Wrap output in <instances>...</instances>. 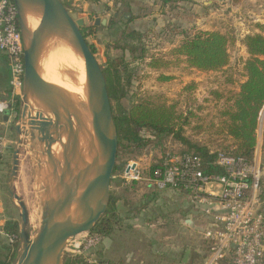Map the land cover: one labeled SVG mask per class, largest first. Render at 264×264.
I'll list each match as a JSON object with an SVG mask.
<instances>
[{
  "label": "rangeland",
  "instance_id": "rangeland-1",
  "mask_svg": "<svg viewBox=\"0 0 264 264\" xmlns=\"http://www.w3.org/2000/svg\"><path fill=\"white\" fill-rule=\"evenodd\" d=\"M232 1L230 6L220 7L219 11L211 15L205 25L194 24L195 26L186 28L192 30V34L200 30L207 32L218 30L233 38L234 41L229 47L230 64L227 68L220 72L204 73L189 68L185 58H175L168 47L160 51L148 50L145 53L147 59L149 57L165 58L173 62L171 67L152 70L146 66L147 64L135 62L133 64L135 70L132 88L122 101L123 109L129 110L134 103L150 96L159 95L167 100L169 105H175L179 113L186 115L191 111L195 117L190 119V126L185 127V137L193 143L206 146L212 152L220 154H229L235 150L233 140L218 133L216 129H213V125H218L222 121L221 113L233 105L232 99L245 81L243 68L249 55L241 41L245 35L261 33L258 25L264 24L258 20L259 17L254 13L255 9L250 8L241 0ZM205 18L206 16L202 15L200 21ZM87 40L89 44L95 46L97 51L95 56L103 69L108 59L123 55L121 51H107L103 42L104 38L101 35L97 34ZM121 45L123 46L124 43L122 42ZM141 55H143L141 50L134 55L127 54L126 60L130 62L133 58H139ZM62 69H59L62 70L63 76L60 79V84L65 87L61 89L70 93L69 87L74 86L73 82H77V85L81 82L80 85L85 87L83 72L64 67ZM161 77L172 79L162 81ZM46 80L48 81V79ZM84 89L81 92L86 94ZM22 109L21 102L19 115L15 118L12 117L11 124L5 126L8 132L0 131V136L6 145L4 154L9 153L7 168L9 183L14 152L17 148L19 150L18 170L12 182V189L22 199L29 211L30 228L36 230L40 217L41 189L35 162L36 151L31 150L30 132L26 126L23 128L21 136H18L15 131V126L21 118ZM197 127L203 128L201 131H197ZM143 135L151 140V144L140 155L121 154L117 159V166L125 169L130 163H136L147 174L150 167L161 158L168 154L178 155L187 150L186 146L171 137L158 141L151 134L144 133ZM19 138L21 143L17 145ZM226 147L229 148L228 152H225ZM252 161H257L260 165L262 174L260 193L262 192L263 195L264 108L258 121L257 145ZM0 165H3L2 157H0ZM122 174L123 171L117 173L111 185V196L117 201L122 220L113 233L114 241L107 261L112 264H181L186 249L190 248L195 256L196 254L199 256L196 264H203V256L207 254L209 247L203 234L209 227L210 220L197 214L191 208L186 195L173 190L158 191L145 181L137 182L135 187H132L130 183H126L120 178ZM6 195L10 202L9 187ZM125 213L133 218L142 213V218L127 220ZM128 227L131 228L128 229ZM95 254L97 258L100 256V252ZM119 259L123 260L119 261Z\"/></svg>",
  "mask_w": 264,
  "mask_h": 264
},
{
  "label": "water",
  "instance_id": "water-1",
  "mask_svg": "<svg viewBox=\"0 0 264 264\" xmlns=\"http://www.w3.org/2000/svg\"><path fill=\"white\" fill-rule=\"evenodd\" d=\"M13 2L25 70L23 109L15 131L21 136L26 126L30 132L41 199L39 225L33 230L26 205L12 189L18 170L17 148L9 194L19 212V245L11 264H66L70 242L93 232L109 209L118 129L103 68L82 33L90 24L87 15L68 9L62 0ZM93 23L99 27L107 21L97 18ZM59 44L75 55L85 72L86 95L75 122L68 111L71 95L44 76L45 63ZM11 117L8 110L3 119L8 122ZM20 143L19 138L17 145ZM193 257L194 252L187 248L182 264H191Z\"/></svg>",
  "mask_w": 264,
  "mask_h": 264
},
{
  "label": "trees",
  "instance_id": "trees-1",
  "mask_svg": "<svg viewBox=\"0 0 264 264\" xmlns=\"http://www.w3.org/2000/svg\"><path fill=\"white\" fill-rule=\"evenodd\" d=\"M64 5L66 4L64 3ZM66 7L68 6L66 5ZM68 9L70 8L68 7ZM93 21V16H90V24L82 29L86 39L94 37L99 29L94 26ZM131 22L132 20H129L123 24L117 18H111L107 28L115 31V33L113 34V41L106 44L107 51L117 50L121 51L123 55L122 57L108 59L103 69L108 84L113 116L118 129V159L121 154L140 155L151 144V140L143 135L148 133L158 141L171 137L175 141L182 143L187 147L184 152L193 153L203 160L206 174L221 173L222 170L214 166L220 153L212 152L206 146L193 143L184 135L185 127L190 126V119L195 117V114L191 111L186 115L181 114L175 105H169L168 101L159 95L140 100L134 103L129 110L123 109L122 101L132 88L135 70L133 69V64L135 62L139 61L147 64L146 66L152 70L167 69L173 63L165 58L149 57L147 59L145 53L148 49H146V45L144 46L143 35L128 29L127 26ZM121 26L125 29L121 30ZM258 28L261 29V33L245 35L241 41L249 55V58L244 62L243 68L245 81L240 85L239 92L234 95L232 99L233 105L221 113L222 121L218 125H213V129L233 140L235 144L233 152L222 154L243 158L248 162L253 160L257 145L258 121L264 108V25H258ZM119 33L120 37H118ZM181 34L184 38L182 43L173 49L171 53L175 58H185L189 68L204 73H214L220 72L229 66V47L234 39L228 34L219 31H197L192 34V30H183ZM122 42L124 43L123 46L121 45ZM89 45L92 53L96 55L95 46ZM140 50L143 55L127 62V54L134 55ZM171 79L170 77H161L162 81H170ZM11 96L12 89L10 86V91L5 100H9ZM20 103L21 100L16 97L13 105L15 113L19 112ZM202 128L197 127L196 129L201 131ZM228 150L229 148L226 147L225 152H228ZM158 167H160V164H153L147 173L148 176L152 175ZM123 170V168L116 166L114 176ZM130 184L135 187L137 182ZM119 212L117 201L111 196L109 209L93 232L101 235L104 241L106 238L112 237L117 227L121 224L122 219ZM139 214L134 218L141 219L142 213ZM125 217L127 220L134 219L126 213ZM130 228L128 227V229ZM4 232L9 238H14L15 241L9 244L13 254L11 261L0 260V264H11L19 245V223L8 222L4 227ZM97 252L98 250L95 253ZM206 257L207 254L205 259ZM66 264L87 263L83 257H77L75 259L67 258ZM98 264L112 263L99 260ZM222 264H232V261L228 259L223 261Z\"/></svg>",
  "mask_w": 264,
  "mask_h": 264
},
{
  "label": "built area",
  "instance_id": "built-area-1",
  "mask_svg": "<svg viewBox=\"0 0 264 264\" xmlns=\"http://www.w3.org/2000/svg\"><path fill=\"white\" fill-rule=\"evenodd\" d=\"M0 54L7 61L12 89L9 100H0L3 119L8 110L14 117V99L21 100L24 85L23 42L13 0H0ZM5 147L0 136V157ZM156 163L160 167L150 176L130 163L120 178L126 183L145 181L158 191L173 190L188 197L191 208L210 220L203 234L209 244L203 264H222L228 259L232 264H264V196L257 161L219 154L214 166L222 172L211 175L193 153L168 154ZM9 239L14 243V238ZM103 242L98 233L81 234L70 242L66 257H83L87 264H98L94 253Z\"/></svg>",
  "mask_w": 264,
  "mask_h": 264
},
{
  "label": "crops",
  "instance_id": "crops-1",
  "mask_svg": "<svg viewBox=\"0 0 264 264\" xmlns=\"http://www.w3.org/2000/svg\"><path fill=\"white\" fill-rule=\"evenodd\" d=\"M241 1L255 9L256 12L254 13L259 17L258 20L264 23V0ZM62 2L70 10H77L78 13L87 15L89 20L90 16H93V20L97 18L106 20L107 24L97 27L99 29L94 35H101L105 45L114 39L115 31L109 30L107 27L111 18H117L123 24L132 20L127 26L128 29L143 35L146 49L157 51L164 50L166 47L171 49L170 51L177 48L184 39L181 34L183 30L195 26L194 24L197 26L205 25L210 16L219 11L220 7L230 6L233 3L232 0H62ZM202 15H205L206 18L200 21ZM123 29L125 28L121 26V30ZM221 33L223 32L221 31ZM118 37H120V33ZM9 80L7 61L0 54V100H5L10 91ZM10 121L12 122V118L8 122L0 119V131L2 133L8 132L5 126H9ZM8 155L7 152L2 155L3 165H0V260L4 261H11L13 255L9 248L10 239L5 234L4 227L10 221L19 223V212L11 200L9 202L6 195L9 187L7 180ZM113 241L112 237L106 238L98 249L100 261H107ZM205 256H203V263ZM198 258V254L194 255L191 264H196ZM121 260L123 259H119V261Z\"/></svg>",
  "mask_w": 264,
  "mask_h": 264
},
{
  "label": "bare ground",
  "instance_id": "bare-ground-1",
  "mask_svg": "<svg viewBox=\"0 0 264 264\" xmlns=\"http://www.w3.org/2000/svg\"><path fill=\"white\" fill-rule=\"evenodd\" d=\"M61 66L64 67L65 69L80 71L85 74L82 65L80 64L78 59L75 57V55L67 47L59 44L52 50L48 60L46 61L45 63L46 68H45V73H44L45 78L48 79L50 83H53L57 86L59 85V88L65 87L63 84H60L61 83L60 79L61 77H63L62 76L63 69ZM59 69H62V70L60 71ZM80 83H78L77 85V82H73L72 85L74 86L69 87L70 89L69 94L71 95L72 98L70 99V102H69L68 111H69V115H71L70 117L72 121L74 122H75V118L79 110L81 109L82 103L86 95L84 94V92H81L85 87L83 88L82 85H80ZM57 148H59V146L55 147V149Z\"/></svg>",
  "mask_w": 264,
  "mask_h": 264
}]
</instances>
